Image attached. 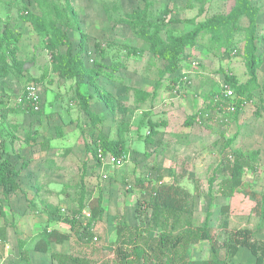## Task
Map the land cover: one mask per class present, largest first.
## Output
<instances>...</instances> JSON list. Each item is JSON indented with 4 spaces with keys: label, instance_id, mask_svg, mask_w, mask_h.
I'll return each mask as SVG.
<instances>
[{
    "label": "rangeland",
    "instance_id": "rangeland-1",
    "mask_svg": "<svg viewBox=\"0 0 264 264\" xmlns=\"http://www.w3.org/2000/svg\"><path fill=\"white\" fill-rule=\"evenodd\" d=\"M65 2L0 0V30L7 26L20 34L17 57L24 75L11 72L1 84L0 138L5 140L15 167L21 168L20 174L25 170L21 166L28 163L32 164L31 174L40 175L36 181L28 179L31 177L29 173L22 176V187L34 189L35 192L37 185L41 188L39 194L28 197L36 205V212L27 209V201L22 197L14 198L9 204L3 202L2 209L4 206L5 212L4 217H0V226L6 225L7 240L5 250H0V264H26L18 255L17 240L28 241L37 231L46 227V205L58 208L63 214H69L71 209L76 208L82 173L89 197L100 194L104 208L101 220L93 226V234L98 240L93 242L94 245L81 247L87 254L92 247L114 242L115 221L128 227H147L148 216L140 219L134 216L136 202L149 197L155 179L151 167H160L164 162L172 165L177 184L193 196L194 227L204 224L209 211L211 216L208 226L217 235L221 223L219 208L227 203L230 204L232 216L230 226L234 227L236 223L233 217L247 215L253 206L252 200L244 194L236 195L230 201L215 193L208 196L207 180L218 162L220 147L234 139L236 148L259 151L257 164L252 171L244 172L242 180L252 191L264 193V112L260 111L259 116H255L254 112L260 98L264 103V0H249L251 6L258 8L253 42L248 37L235 36L234 55L231 53L229 58H223L224 49H206L210 44L207 34L201 41L204 45L190 49L179 71L167 80H162L153 98L144 103H136L134 91L151 93L154 90L159 78L158 71L164 65L158 60L149 59L148 56L139 60L131 59L128 68L116 74V80L95 79L100 91L122 100L133 112L131 125L123 135L128 154L119 165L97 164L86 151V144L89 143L86 133L88 120L74 98L76 89L83 95H91L90 110L97 117H105L104 123L98 128L108 139L116 138V127L112 124L109 110L100 100L97 88L86 79L64 81L52 72L46 38L27 16V13L41 16L51 4L64 7ZM68 3L71 29H62L71 40L75 52L82 48L84 64L88 68L94 63L109 65L115 62L123 56L121 47L124 45H143V41L134 36L125 24L133 13L163 23L174 35L193 29L192 25L172 22L182 19H194L195 23H201L212 17H223L230 21L226 30L232 26L243 30L250 27L248 12L242 0H68ZM200 11L202 14L198 16ZM164 16L166 18L162 21ZM164 31L160 34L162 40L167 39ZM95 44H99L102 53L95 50ZM253 49L262 59L256 73L260 89L255 92L254 100L245 104L234 117L214 115L213 129L197 124L184 126L188 117L205 114L212 107L224 105L219 93L223 76H234L239 85L248 80L246 60ZM178 77L182 82L171 89L169 81ZM30 85L36 89V100L32 101L36 102V110L31 101L26 99V89ZM210 113L213 115L214 111ZM225 121L226 127L220 126ZM161 122L165 125L158 128V135L152 139V144L146 143L145 136L151 123ZM43 143L49 144L50 152L54 153L41 150L40 145ZM49 159L57 160L55 162L60 164L63 174L59 175L60 178H53L51 186L46 180L42 181L41 174L44 162ZM87 219L83 215L82 221L86 222ZM59 229L68 230L65 226H59ZM77 250L79 246L74 239L54 248V252L58 253ZM111 251L112 248H108L106 253L111 254ZM30 255L29 264H51L45 255ZM207 257L206 242L192 247L188 254L190 260ZM232 263L253 264L254 258L241 249Z\"/></svg>",
    "mask_w": 264,
    "mask_h": 264
},
{
    "label": "trees",
    "instance_id": "trees-1",
    "mask_svg": "<svg viewBox=\"0 0 264 264\" xmlns=\"http://www.w3.org/2000/svg\"><path fill=\"white\" fill-rule=\"evenodd\" d=\"M66 5L61 7L51 4L46 7L40 15L27 16L38 32L46 38L47 50L50 55L52 72L64 81H74L78 78L86 79L92 86L95 79L106 78L116 80V74L127 69L131 59L139 60L145 56L149 59L158 60L164 65L158 71V81L154 90L150 93L135 90L136 103H144L149 98L152 99L156 89L167 80L169 76L175 75L181 68L182 63L189 55V50L196 46L204 45L201 41L209 34L208 51L216 47L224 49L222 57L229 58L234 55L235 36L242 35L253 42V32L255 30V18L258 16V8L251 6L249 0H242V5L248 12L250 27L243 30L232 26L230 30L226 27L230 24L228 18L212 17L205 22L195 23L194 19L173 20L176 24H188L194 26L192 30L183 34L174 35L165 28L162 23H157L146 16L133 13L127 21L128 26L134 36L143 41L141 47H121L123 56L109 65L94 63L91 68L84 64L82 48L74 51L71 40L62 28L71 29L70 15ZM243 8V9H244ZM202 14L199 12L198 16ZM166 15V14H165ZM166 18L162 19V21ZM165 30L167 39H161V32ZM20 34L15 33L7 26L0 30V87L11 72L19 76H24L21 63L18 60V43ZM83 38V35L81 39ZM63 49V51H60ZM100 50L99 44H95V50ZM233 51V52H232ZM236 56V54H235ZM246 70L248 80L244 84H237V80L232 75L223 76V84L220 86V100L224 103L222 107H212L206 110L205 114L192 115L184 122V126L202 125L205 128L213 129L214 115L234 117L242 107L250 103L255 98V92L260 89L257 80V70L261 66L262 59L253 49L246 60ZM182 80L171 79L169 85L174 89L178 82ZM187 83V82H186ZM225 88L231 91L230 97H224ZM179 90V89H178ZM100 100L111 114L112 124L116 127V138L108 139L98 128L105 121V117H97L90 110L91 95H83L76 89L74 98L81 112L88 120L87 136L89 143L86 144V151L91 157L99 162L98 155L103 158H114L125 160L128 154L123 135L128 131L133 112L120 99H114L110 93H104L97 88ZM236 100V102H233ZM235 103V104H234ZM33 106V105H32ZM35 109V106H34ZM208 109V107L206 108ZM211 111L214 114L211 115ZM260 111L264 112V103L260 98L258 107L255 109V116H259ZM216 123V122H215ZM220 126L226 127V121ZM217 124H219L217 122ZM165 123H151L149 131L145 136L146 143L152 144V139L158 135V128ZM57 136H60L58 134ZM221 137L224 138L223 133ZM234 139L224 144L219 149V159L214 167L211 176L207 180V195L214 193L219 197L231 200L234 196L244 194L252 200L253 206L247 215L240 214L233 217L236 225L231 228L230 204L227 203L219 208L221 223L217 235L213 234V229L208 226L210 212L207 211L205 222L200 227L193 226V196L176 182L174 169L170 163L164 162L160 167L153 166L151 170L155 173L154 184L150 189L147 199H138L134 210L136 219L148 216V225L144 227H128L127 225L115 221V240L110 245H99L92 247L89 254L81 250V247L94 245L93 226L101 220L104 214L103 199L99 194L97 197H89L86 185L83 182V173L80 179V190L78 193L76 208L71 209L69 214H63L52 206L46 205L47 225L38 234L28 241L17 240L18 255L20 259L29 264V254L37 253L48 257L51 264H233L239 250L247 251L254 258L253 264H264V193H256L244 183L242 176L246 170H253L257 164L259 151H244L236 148ZM41 150L48 152L49 144L40 145ZM25 163L23 166H27ZM45 167L57 172L59 169L56 163L49 159L44 162ZM6 147L5 140L0 138V217H4L1 199L7 203L11 199L24 196L17 178L20 175ZM36 194L41 188L36 187ZM27 201V209L37 211L34 202ZM89 214L86 222L82 221L83 212ZM35 212L33 214H35ZM254 222V225H252ZM51 225H62L68 230L62 232ZM6 225L0 227V247L3 251V243L6 238ZM71 239L79 246V250L71 251L68 254H57L52 251L51 245L62 246L69 243ZM98 240V238H96ZM200 242L208 244V257L206 259L190 260L189 251ZM108 248H112L111 254L106 253ZM72 248H70L71 250Z\"/></svg>",
    "mask_w": 264,
    "mask_h": 264
},
{
    "label": "crops",
    "instance_id": "crops-1",
    "mask_svg": "<svg viewBox=\"0 0 264 264\" xmlns=\"http://www.w3.org/2000/svg\"><path fill=\"white\" fill-rule=\"evenodd\" d=\"M48 153L49 154H53L54 152H50V150H48ZM55 161H57V160H55ZM54 161V162H55ZM56 163V162H55ZM25 164V163H24ZM31 165L32 164H28L27 166H21L22 168H24L25 170H23V172H21V174H20V177H19V179L22 177V176H25V175H28V173L31 175V177H29L28 179L29 180H34V181H36V180H38L37 178H39L38 176H40V175H37V174H31V169H32V167H31ZM56 165H57V167H58V171L57 172H52V171H50V170H48L45 166L42 168V172H41V174H42V181H45L46 180V183L49 185V186H51L50 184L54 181V179L53 178H55V177H59V175L60 174H62L61 172H62V169H61V167H60V164H57L56 163ZM18 170H21V168H19ZM63 175V174H62ZM37 176V177H36ZM34 178V179H33ZM60 178V177H59ZM27 179V180H28ZM19 182V184H20V186H21V188L23 189V191H24V196H18V197H22L23 198V200H29L28 199V197L32 194L33 196H35L36 195V192H35V190L34 189H30V190H28V189H24L23 187H22V185H21V179H20V181H18ZM0 193H1V190H0ZM44 194H48V193H44ZM17 197V198H18ZM1 198V197H0ZM15 199H16V197H15ZM13 200H14V198L13 199H11V202H13ZM3 202H5V201H3L2 199H1V204L2 205H4V203ZM10 203V202H9ZM9 203H7L6 202V204H9ZM3 211L5 212V208H4V206H3ZM46 222H47V219H46ZM50 226L51 227H54V228H57V229H59V226H62V225H51L50 224ZM1 227V226H0ZM60 231H62V232H67L65 229H59ZM41 230H39V231H37L36 233H35V235L36 234H38L39 232H40ZM6 240H7V229H6V238H5V242H6ZM5 242L3 243V245H5ZM55 246L56 245H54V244H52L51 245V248H52V251L54 252V248H55ZM0 250H2V247H0ZM3 250H5L4 249V247H3ZM55 253H57V254H68L67 252H63V253H58V252H55ZM41 258H43V257H41ZM29 260H31V255L29 254ZM42 260V259H41Z\"/></svg>",
    "mask_w": 264,
    "mask_h": 264
},
{
    "label": "built area",
    "instance_id": "built-area-1",
    "mask_svg": "<svg viewBox=\"0 0 264 264\" xmlns=\"http://www.w3.org/2000/svg\"><path fill=\"white\" fill-rule=\"evenodd\" d=\"M227 91L225 92V98L226 97H230L231 96V91L228 90L227 88H225ZM35 87L33 85H30L27 89H26V99L31 103L33 106H35V103L36 102H32V101H35L36 98H35ZM36 106H35V110H36ZM98 158H99V162L101 164H110V165H119L121 162H122V159H114V158H110V157H107V158H103L100 154L98 155ZM83 215L84 216H87V218L89 217V214L87 212H83ZM97 239L94 238L93 239V242H96Z\"/></svg>",
    "mask_w": 264,
    "mask_h": 264
}]
</instances>
